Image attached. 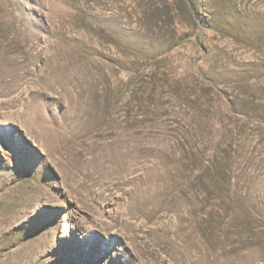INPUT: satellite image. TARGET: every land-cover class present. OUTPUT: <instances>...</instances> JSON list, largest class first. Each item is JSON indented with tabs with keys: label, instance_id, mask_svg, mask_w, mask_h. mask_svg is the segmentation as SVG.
Segmentation results:
<instances>
[{
	"label": "rangeland",
	"instance_id": "obj_1",
	"mask_svg": "<svg viewBox=\"0 0 264 264\" xmlns=\"http://www.w3.org/2000/svg\"><path fill=\"white\" fill-rule=\"evenodd\" d=\"M0 264H264V0H0Z\"/></svg>",
	"mask_w": 264,
	"mask_h": 264
}]
</instances>
